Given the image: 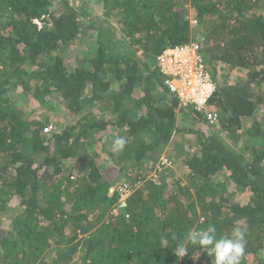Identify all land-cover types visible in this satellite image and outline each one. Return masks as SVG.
<instances>
[{
    "label": "trees",
    "instance_id": "16d2710c",
    "mask_svg": "<svg viewBox=\"0 0 264 264\" xmlns=\"http://www.w3.org/2000/svg\"><path fill=\"white\" fill-rule=\"evenodd\" d=\"M58 1L51 11L53 0H0V212L12 200L20 210L10 229L0 228V264H213L199 246L188 244L183 258L174 254L190 229L209 224L218 235L246 229L240 264H264V130L257 118L242 125L259 106L264 113V15L257 12L264 0H189L190 19L188 0H84L121 28L129 54L118 46L111 52L104 30L74 0ZM196 25L208 27L200 39ZM88 28L95 50L67 61L62 51ZM191 42L215 84L206 111L217 118L209 125L204 112L192 110L183 117L225 136L197 131L185 183L160 174L156 184L143 174L113 215L117 193L104 179L107 160L93 149L96 138L117 176L125 164L147 165L184 132L176 122L183 111L155 59ZM225 69L246 77L227 83ZM13 87L45 108L60 106L67 124L45 133L54 116L40 118L11 100ZM137 87L139 99L132 96ZM87 107L93 110L83 115ZM117 136L127 141L118 153Z\"/></svg>",
    "mask_w": 264,
    "mask_h": 264
},
{
    "label": "rangeland",
    "instance_id": "374dc122",
    "mask_svg": "<svg viewBox=\"0 0 264 264\" xmlns=\"http://www.w3.org/2000/svg\"><path fill=\"white\" fill-rule=\"evenodd\" d=\"M84 0H74L72 1V4L77 8L79 11L85 10V12L90 15L92 18H94L95 23L97 26L101 27L104 32H103V37L106 41H108V47L110 51L112 52L115 50V47L118 46L120 47L123 51L126 53H130L131 51L128 49V41L124 40V34H122L121 28L113 22V20H110L106 16H103L102 13H100L99 9L97 6L95 7L91 3H85L83 2ZM188 3L186 4V9H187V14L189 19L192 18V9L189 4V0L187 1ZM59 1L58 0H53L52 6L50 7V10L53 11L56 9ZM257 12L262 13L264 15V1H258L257 3ZM88 17L86 15H81L80 16V22H81V27H87L89 25L88 22ZM196 30V37L199 39L203 37V33L206 31L208 28H202L201 26H195L194 27ZM92 30H89V28L86 31V38L81 39L80 42L76 44H72L71 46L64 48L62 51L63 56L67 61L69 62L74 61V59L79 56V54H85V53H91L92 51L95 50L96 44L94 37L92 35ZM88 34V35H87ZM94 34V33H93ZM92 35V37H90ZM221 76L225 78V81L228 83H231L233 81H237L240 78H245L246 77V71H237V70H228L225 69L222 73ZM16 82V81H15ZM34 92V90H33ZM31 92L29 94H25L22 89L13 87V90L8 93V96L11 100H13L16 103H19L23 106L24 109H31L32 111L37 112L39 110V117L43 118L45 116L53 117L54 120L50 123V128L49 131L52 129L54 131H58L62 129L66 124V116L64 115L62 109L60 106H54L52 105L51 108H45L46 106H41L39 103H37L36 98L32 97ZM141 89L140 87L135 88L132 96L135 99H139L141 97ZM264 95V93H261ZM107 108V105H100L97 107L99 110L100 109H105ZM91 109L90 107H87L83 110V115L86 114V112H89ZM185 113L180 112L177 116V125L179 128H185L187 129H192L193 132H178L173 135L171 143L166 147L165 153L166 156L170 157L173 160V163L171 165V168H168L164 173L163 176L165 179H167V176L171 180H181L183 183H185V177L187 173V169L184 166V162L186 158L190 155L196 154L199 149V133L197 131H200L203 133V136H209L211 133H217L219 135L225 136L224 133H221L218 130V127L211 128L208 126L206 123H202L201 125L199 124H192L189 122V119L187 117H183ZM79 116H77L78 118ZM70 119L74 120L76 117H69ZM257 118V120L261 121L262 123V130H264V113H263V107L259 106L254 114V118H249V119H243L242 125L243 129L249 128L251 126V123H253L254 119ZM51 130V131H52ZM49 135L51 132L48 133ZM112 134V133H110ZM98 142V139L96 138L95 145H93V149L97 151V154L102 157L103 160H107V170L104 175V179L111 184V187L114 188V190L117 193V187L122 182V179L126 176L128 182L135 183L138 180H140L141 177L144 175H149L153 174L155 171L153 164L156 162V160L163 154H160L159 156L156 157V159H153L150 161L147 165L144 166H131L130 163L123 165L122 168H124V172H120L117 176L114 170L108 169L110 168V163H108L109 158L107 157V151L103 147L101 149L96 145ZM107 146V145H106ZM246 148L245 147V142L242 141L241 143V148ZM111 148V147H110ZM247 150V149H246ZM78 166V163H76ZM118 169L121 168V166L117 167ZM154 169V170H153ZM76 174V172H75ZM123 174V175H122ZM144 174V175H143ZM146 175V176H147ZM226 175V173H225ZM121 176V177H120ZM120 177V178H119ZM75 178V177H74ZM119 178V179H118ZM117 203V202H116ZM123 212V210L118 211V213ZM20 213L19 206L16 200H12L9 204L5 206V208L0 212V228L2 229H10L11 228V221L14 217H16ZM47 258H50L49 255L47 254Z\"/></svg>",
    "mask_w": 264,
    "mask_h": 264
},
{
    "label": "built area",
    "instance_id": "2783aa9c",
    "mask_svg": "<svg viewBox=\"0 0 264 264\" xmlns=\"http://www.w3.org/2000/svg\"><path fill=\"white\" fill-rule=\"evenodd\" d=\"M192 25L195 20H190ZM40 27V21H34ZM159 72L164 77L163 84L168 92L178 102L179 108L186 113L188 110L204 112L206 121L209 125L216 122L217 115L207 112L209 98L215 90V84L212 81L207 65L200 53V47L197 42L177 45L165 49L155 59ZM49 129L45 130V133ZM173 160L162 154L153 164L155 171L147 179L156 184L160 183L159 176L168 168H171ZM153 169V170H154ZM141 182L130 183L126 180L120 182L117 187L116 208L112 209V214H118V211L124 210L127 199Z\"/></svg>",
    "mask_w": 264,
    "mask_h": 264
},
{
    "label": "clouds",
    "instance_id": "9594fccd",
    "mask_svg": "<svg viewBox=\"0 0 264 264\" xmlns=\"http://www.w3.org/2000/svg\"><path fill=\"white\" fill-rule=\"evenodd\" d=\"M126 143L124 137L117 136L112 141L113 151L117 153L123 151ZM188 244L199 246L200 252L211 257L213 264H240L246 246V229L235 226L229 233L218 235L214 224H209L206 228H192L183 241L176 244L174 254L178 258L188 255ZM196 260H199V257L194 259Z\"/></svg>",
    "mask_w": 264,
    "mask_h": 264
}]
</instances>
